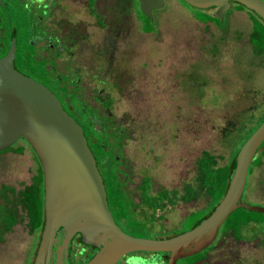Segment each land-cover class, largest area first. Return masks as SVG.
Listing matches in <instances>:
<instances>
[{
    "label": "rangeland",
    "instance_id": "obj_1",
    "mask_svg": "<svg viewBox=\"0 0 264 264\" xmlns=\"http://www.w3.org/2000/svg\"><path fill=\"white\" fill-rule=\"evenodd\" d=\"M92 1L100 23L89 13L87 0H0V23L24 4L18 10L20 23H33L37 45H46L45 36L64 37L66 43H53L54 48L70 49L65 52L70 56L63 53L62 58L72 61L78 79L97 91L120 127L128 128L123 148L134 179L146 173L158 186L176 187L180 195L183 183L194 182V160L202 149L220 154L221 164L228 148L238 146L264 116V58L248 42L255 16L235 3L216 17L213 8L163 0L146 19L135 0ZM42 21L50 33L40 34ZM17 145L19 152L13 150ZM33 168L31 150L17 139L0 154V183H28ZM240 201L264 208V155L246 174ZM239 216L253 221L242 227L238 240L227 234L176 264L204 255L201 264H264V214L236 209L227 221ZM18 217L0 234V264H29L36 233L29 234L26 219ZM181 218L176 204L167 206L152 230H178L188 222ZM142 230L137 224L130 229Z\"/></svg>",
    "mask_w": 264,
    "mask_h": 264
},
{
    "label": "water",
    "instance_id": "obj_2",
    "mask_svg": "<svg viewBox=\"0 0 264 264\" xmlns=\"http://www.w3.org/2000/svg\"><path fill=\"white\" fill-rule=\"evenodd\" d=\"M187 5L215 8L221 17L230 3L241 4L264 22L263 0H182ZM140 11L151 17L163 0H137ZM15 36L0 57V151L23 138L35 154L42 173L43 225L31 264H61V251L74 233L82 243L98 248L84 264H114L133 251L162 253L166 264L194 254L212 242L226 216L238 207L264 214V208L240 201L248 165L264 140V120L241 144L221 199L191 228L165 238L132 236L113 221L102 178L86 144L82 129L44 84L13 67Z\"/></svg>",
    "mask_w": 264,
    "mask_h": 264
},
{
    "label": "trees",
    "instance_id": "obj_3",
    "mask_svg": "<svg viewBox=\"0 0 264 264\" xmlns=\"http://www.w3.org/2000/svg\"><path fill=\"white\" fill-rule=\"evenodd\" d=\"M135 2L138 5L137 0ZM86 4L89 13L94 15L97 22L100 23L101 18L99 14L92 7L93 1L87 0ZM235 4L244 8L241 4ZM20 6H24V4ZM20 6H15V10H17L16 16H10L0 23V57L5 54L10 37L14 34L15 51L13 67L17 71L44 84L55 94L62 108L79 124L86 144L95 159V165L101 178L110 188V197L114 205L120 208L122 216H127L129 204L131 203L128 197L130 193L119 189L125 184L120 182L122 179H134L131 163L128 157H126L123 148V139L129 136L127 126L120 127L118 125L119 122L115 121L114 117L107 113L106 104L97 97V91L92 86H88L78 79L71 66L72 61L68 58H62L63 53L66 54V51L71 53L70 49L69 51L67 49L59 51L54 48L53 43H66L64 37L62 39L60 36H57L58 34H52L50 39L47 36L43 38L46 45L39 46L36 44L37 40L34 39L32 29L33 23L29 21L28 26L23 22L20 23L22 15L18 12ZM137 11L147 19L139 8H137ZM250 12L255 18L252 21L253 29L249 32L248 42L252 51L264 58V22L252 11ZM25 13L29 15L28 11ZM48 15L45 13V16ZM30 16L33 18L35 15L31 14ZM205 16L207 18L212 17L211 15ZM43 21L40 22V26L38 27L41 35H45L44 32L50 33ZM54 38H56V41H54ZM69 56L70 54L65 55V57ZM260 118L256 126L249 130L248 134L241 139L238 146L228 148L226 160L221 164H217V158H221L220 154H214L208 149H202L199 156L194 160V182L192 184L183 183V193L180 195L177 194L176 187L158 186L148 174H140L134 184L135 209L143 211L144 207L150 208V218L151 222H153L163 217V211L167 206H174L176 204L180 208L182 217H184L183 221L188 220V222H185L186 224L183 222V226L180 229L164 231V234H159L158 229L153 231L152 228L146 231H138L137 234L149 237L148 234H145V232H148L156 234L154 237L157 238L168 237L191 228L206 217L224 194L229 174L233 168V158L245 139L264 120V116H260ZM21 139L24 141L23 138ZM258 147L257 156L253 159V162L252 160L250 161L247 174H250L253 168L260 163L261 157L264 155V140ZM9 149L10 146L1 150L0 154L8 152ZM15 149L20 150L21 147L17 145L13 150ZM31 152L36 166L34 173L30 176L29 182L18 187L9 183H0V234L8 230L18 220L19 214H22L26 219L25 223L29 234H37L29 264H31L35 254L43 225L42 173L35 154L32 150ZM200 202L202 205L207 204L204 210H201L202 205ZM140 206H143V209ZM236 209L248 212L243 207ZM229 214L220 224V233L224 235L229 234L234 240H238V234L242 227L253 220L246 216H239L236 220L229 222L227 221ZM258 214L262 215L259 212ZM137 234L130 233L132 236H138ZM221 239L223 238L219 237L216 241H221ZM208 245L210 246V244ZM187 256H193V254ZM205 257L206 255L203 258L192 259L183 264H193L199 260L202 263Z\"/></svg>",
    "mask_w": 264,
    "mask_h": 264
},
{
    "label": "flooded vegetation",
    "instance_id": "obj_4",
    "mask_svg": "<svg viewBox=\"0 0 264 264\" xmlns=\"http://www.w3.org/2000/svg\"><path fill=\"white\" fill-rule=\"evenodd\" d=\"M213 9L215 10V8H213ZM211 15H213V14H211ZM19 139H21V138H19ZM25 144L28 146L29 149H31L27 143H25ZM19 151H21V149L20 150L15 149V152H19ZM32 158H33V156H32ZM33 161H34V159H33ZM35 166H36V163L34 161V168H33L32 173H34V171H35ZM102 182H103V186H104V190H105V197H106L108 209L111 212L113 221L118 225V227L122 231H124L125 233H127L129 235H130V233L137 234V232L134 233L133 231H130V229L133 227V225H136V224L141 229H143L145 231L150 230L152 228V222H151V218H150V213H151L150 208L144 207V209H143L142 208L143 206H140L143 209V211H141L140 209H138V210L135 209V204H136L135 203V195H134V193H135V189H134L135 179L129 178V179H122L120 181L121 183H125V184L122 185L119 189H121L124 192L127 191L130 193V194L128 193L129 194L128 197H129V200L131 203L129 204V213H127V216H122L120 208L116 207L114 205V202L112 201V198L110 197V188L108 187L106 182H104L103 180H102ZM122 195H125V194H122ZM219 228H220V226H219ZM219 228H218V230L214 236V239L212 241L216 240L219 237L224 238L226 236L223 233H220ZM40 233H41V231H40ZM178 233H180V232H178ZM138 236L144 237L142 235H138ZM39 238H40V236H39ZM151 238H157V237H151ZM162 238H165V237H162ZM58 245H59V243H55V245L52 247V252H51L50 259H49V264L55 263V259H56V255H57L56 249H57ZM97 250H98V248H96V247L82 243L80 240V234L76 232L69 239L65 250L61 251V255H60L61 264H84L89 258H91L93 256V254ZM160 254H162V253L133 251V252H129V253H126L123 256H121V258L117 262H115L114 264H141V262H142V264L143 263H145V264H166L165 259L159 258ZM177 259L178 258H176L174 260V264H176ZM31 263H32V261H31ZM197 263H200V260L194 262L193 264H197Z\"/></svg>",
    "mask_w": 264,
    "mask_h": 264
}]
</instances>
